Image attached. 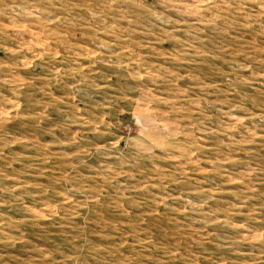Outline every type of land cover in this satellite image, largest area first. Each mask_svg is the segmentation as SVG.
<instances>
[{"label":"rangeland","instance_id":"1","mask_svg":"<svg viewBox=\"0 0 264 264\" xmlns=\"http://www.w3.org/2000/svg\"><path fill=\"white\" fill-rule=\"evenodd\" d=\"M0 264H264V0H0Z\"/></svg>","mask_w":264,"mask_h":264}]
</instances>
